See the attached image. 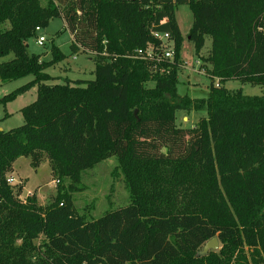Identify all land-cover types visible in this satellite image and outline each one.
<instances>
[{
    "label": "trees",
    "instance_id": "16d2710c",
    "mask_svg": "<svg viewBox=\"0 0 264 264\" xmlns=\"http://www.w3.org/2000/svg\"><path fill=\"white\" fill-rule=\"evenodd\" d=\"M188 5V39L211 83L207 98L177 92L184 37L176 8ZM61 18L72 53L95 54L94 80L48 84L46 70L66 59L28 52L27 42ZM0 80H34L6 105L38 87L21 110L24 124L0 130V264H264V0H0ZM174 60L146 62L137 49L161 47ZM164 70L165 73H162ZM204 70V69H203ZM218 81V86L216 82ZM258 86L250 96L226 84ZM153 82V87L147 83ZM206 112L193 128L178 112ZM79 183L84 171L115 157L130 202L89 220L59 193L40 207L8 175L21 158ZM221 249L198 254L212 238Z\"/></svg>",
    "mask_w": 264,
    "mask_h": 264
},
{
    "label": "rangeland",
    "instance_id": "374dc122",
    "mask_svg": "<svg viewBox=\"0 0 264 264\" xmlns=\"http://www.w3.org/2000/svg\"><path fill=\"white\" fill-rule=\"evenodd\" d=\"M46 4V0H41ZM176 19L184 43L180 54L181 66L179 68V83L177 92L181 96L192 99L207 98L209 93L210 78L207 76V67H203L201 56L206 57L210 53L212 40L206 39V44L201 56H196L195 48L188 39L189 31L193 24V13L188 5H180L176 8ZM10 28L8 23L0 25V30ZM45 36L46 42L43 46L38 45V35H35L27 43L28 52L41 56V61L49 62L53 59L52 47L56 46L66 56V59L46 70L54 81L48 84H63L65 81L94 80L95 54L80 50L73 54L70 46L73 38L68 31L65 22L61 18L51 20L48 28L39 34ZM167 50H174L173 43L163 38ZM14 56H0V62L11 60ZM204 69V73H202ZM206 70V73H205ZM34 80L28 76L16 81L2 82L0 80V130L9 131L24 124L21 112L23 108L32 104L37 99L38 87H34L26 94L17 97L14 101L4 105L2 99ZM154 83H147V87H153ZM229 90L242 89L243 93L250 96H259L262 93L260 87L242 84L240 81H231L226 84ZM206 112H178L177 125L182 128H193L201 117H206ZM186 118V120H184ZM15 175L10 174L8 178L14 179L13 186H23V195L20 199L27 200L33 194L36 195L38 205L47 207L58 196L59 193L68 194L73 198L77 212L89 220H96L106 212L117 210L130 202V192L125 177L119 169L118 160L115 157L108 158L94 168L81 174L79 183H73L69 178H60L52 174L49 160L45 157L38 170L31 166L30 159L19 158L15 163Z\"/></svg>",
    "mask_w": 264,
    "mask_h": 264
},
{
    "label": "built area",
    "instance_id": "2783aa9c",
    "mask_svg": "<svg viewBox=\"0 0 264 264\" xmlns=\"http://www.w3.org/2000/svg\"><path fill=\"white\" fill-rule=\"evenodd\" d=\"M42 28H36V32L38 34V45L39 46H43L44 43L46 42V38L45 36H41L39 35L42 32ZM156 37H158L161 41V47L159 48H155L153 45H148L146 46V48L143 49H137L134 51V53L130 56L131 58L134 59H139V60H143L146 62H156V63H160L162 61H170L173 62L174 60V50H167V47L165 46L164 40L163 38L165 37L166 41L171 42L169 40L168 35H159V34H155ZM162 73H165L164 70L162 71ZM202 73H204V70L202 71ZM216 86H218V81L216 82ZM14 181V179L12 178H8L7 182L12 185V182ZM13 186V185H12ZM22 200V199H21ZM24 202L26 200H23Z\"/></svg>",
    "mask_w": 264,
    "mask_h": 264
},
{
    "label": "water",
    "instance_id": "95a60500",
    "mask_svg": "<svg viewBox=\"0 0 264 264\" xmlns=\"http://www.w3.org/2000/svg\"><path fill=\"white\" fill-rule=\"evenodd\" d=\"M220 249V242L218 237H214L211 240H209L202 248V250L199 252V257H205L207 256L211 251L215 252Z\"/></svg>",
    "mask_w": 264,
    "mask_h": 264
},
{
    "label": "crops",
    "instance_id": "0c3cea01",
    "mask_svg": "<svg viewBox=\"0 0 264 264\" xmlns=\"http://www.w3.org/2000/svg\"><path fill=\"white\" fill-rule=\"evenodd\" d=\"M184 120H186V118H184ZM37 170H38V169H37ZM15 171H16V169H15V164H14V173H12L13 175H15ZM220 249H221V246H220ZM220 249H219V250H220ZM219 250H218V251H219ZM216 252H217V251H216Z\"/></svg>",
    "mask_w": 264,
    "mask_h": 264
}]
</instances>
